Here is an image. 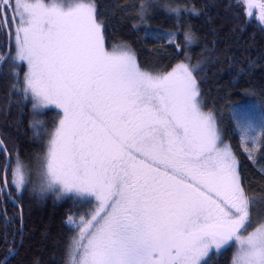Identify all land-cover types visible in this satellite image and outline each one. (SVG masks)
I'll use <instances>...</instances> for the list:
<instances>
[{
	"label": "snow or ice",
	"instance_id": "1",
	"mask_svg": "<svg viewBox=\"0 0 264 264\" xmlns=\"http://www.w3.org/2000/svg\"><path fill=\"white\" fill-rule=\"evenodd\" d=\"M244 3L249 17L253 7L260 9L264 25V0ZM145 9L141 3V20ZM170 10L179 17V8ZM9 12L12 59L27 64L22 88L17 80L13 90L31 98L34 114L50 105L63 113L38 160L40 191L98 201L90 219L75 224L69 218L79 234L66 264H207L211 250L219 254L231 242L237 245L232 264H264V222L242 234L251 226L254 201L215 117L202 111L199 65L181 62L153 75L141 70L127 45L107 51L88 0L72 7L59 0H0V27L9 26ZM176 39L170 34L169 43ZM6 60L0 56V66ZM233 120L245 150L259 143L264 151V110ZM0 152V195L11 199L12 189L19 195L30 182L29 169L18 152L12 166L2 140Z\"/></svg>",
	"mask_w": 264,
	"mask_h": 264
},
{
	"label": "trees",
	"instance_id": "2",
	"mask_svg": "<svg viewBox=\"0 0 264 264\" xmlns=\"http://www.w3.org/2000/svg\"><path fill=\"white\" fill-rule=\"evenodd\" d=\"M88 2L95 5L106 50L127 45L141 70L160 75L181 62L199 65L194 75L202 111L215 117L222 142L231 146L237 158L242 187L254 201L251 218L256 226L264 222V151H258L255 163L251 162L231 117L233 108L249 103L264 110V27L244 14L238 0ZM141 3L146 5L142 20L138 16ZM172 8L180 9L179 17ZM172 33L177 39L169 43ZM186 33L192 37L190 43L185 40ZM5 52L6 36L0 27V56ZM3 94L5 97L7 92ZM3 110L1 140L11 157L18 152L23 163L34 170L33 165L44 156L47 139L58 126V111L46 109L34 114L28 104L23 109L15 106L8 110L5 106ZM3 159L0 155V162ZM93 206L79 197L36 192L31 182L19 197L13 190L11 199L0 195V264H66L74 236L69 218L87 219ZM233 244L211 255L207 264H231ZM5 256H10L6 262Z\"/></svg>",
	"mask_w": 264,
	"mask_h": 264
},
{
	"label": "rangeland",
	"instance_id": "3",
	"mask_svg": "<svg viewBox=\"0 0 264 264\" xmlns=\"http://www.w3.org/2000/svg\"><path fill=\"white\" fill-rule=\"evenodd\" d=\"M44 2L47 3V4H52L54 2H57V0H44ZM59 2L62 5H64L65 7H72V6L75 5V3L81 2V0H59ZM238 5L243 10L244 14L249 18V16L246 14L248 9H247V5L244 3V0H238ZM251 11H252L251 17H254L255 20L257 22H259L258 21V17L260 15V9L258 7H253V9ZM8 17H9V26L8 27H9L10 34H11V52H10L11 55L9 56L6 64L2 68V72H0L1 73L0 74V109L1 110L4 109L3 113L5 112V106H7L8 110H9V107L12 108V107H15V106L18 107V108H22L23 109V108H25V106L27 104H28V106L30 108H33L32 107L31 98L25 99L22 90L19 91V92H16V91L13 90V84L16 83L17 80H19L21 88H22L23 80H24V74L27 71V64L24 63V62H19V61L14 62L13 59H12V57L15 56V50H16L15 25L11 23V19H12V13L11 12L8 13ZM0 18H1V16H0ZM262 26L264 27V25H262ZM2 29H3V27H2ZM3 32H4V29H3ZM109 52H111V51H109ZM4 92H7V95L5 97H4V94H3ZM46 109H56V111H58V113H59V121H60V119L63 116V113H62V111L60 109L56 108L54 105H50L47 108H44V109H41V110H46ZM260 112H261V109H260V107L258 105H256L255 103H249V104H246V105H243V106H239V107L233 108L232 113H231V117H232V120H233V115H236L237 118L240 119L243 122L246 119L258 117ZM205 113H207V112H205ZM233 125H234L236 133H237V135H238V137L240 139V142H241V145H242V149L245 151V153L247 154L248 157L251 154L252 158L251 159L249 158V159L251 160L252 163H255V157H256L258 149H259V143H257V145H255V146H253V145H251L249 143L247 145V147L250 149V153H249V151H246L245 150V146H244V144L241 141V138H240L239 132H238V130L236 128V124H235L234 120H233ZM51 134H50V137L47 139L48 143H49V141L51 139ZM48 143H47V146H46V151L44 153V156H45V154H46V152L48 150ZM223 144H226V143H223ZM223 144L221 146H223ZM1 155H3V154H1ZM15 155H16V153L12 154V166L15 165ZM33 166L35 167L34 170H32L33 167L32 168H28V169H29V174H30V182L34 185L35 191L39 192V193H53L54 195L58 196V193L55 192V191H46V192H41L40 191L41 181L37 178V175H36L37 165L34 164ZM10 179H11V176H10V171H9V180ZM12 190L14 191V194L17 197H19L22 194V192H21L19 195H17L15 189H12ZM59 196L60 197L61 196H74V197H77L76 195H74L72 193H65V194H62V195H59ZM88 199H89V201H91L94 204L93 211L87 217V219H90L92 213L95 210V208L98 206V201L95 199V197H89ZM74 221H75V224H79L80 219H76ZM70 226L74 230L73 238L74 237H78L79 228L75 227L74 224H70ZM255 226H256L255 225V220L253 218H251V226H249L247 231L243 232L242 234L246 236L248 233L254 231L255 228L258 225L256 227ZM73 238H72V240H73ZM72 240H71V242H72ZM227 247L228 246H226L223 250H221V252L224 251ZM236 248H237V245L234 243L233 244L232 258H233V254L236 251ZM211 255H218V254L213 249V250H211L210 256ZM231 264H232V259H231Z\"/></svg>",
	"mask_w": 264,
	"mask_h": 264
},
{
	"label": "water",
	"instance_id": "4",
	"mask_svg": "<svg viewBox=\"0 0 264 264\" xmlns=\"http://www.w3.org/2000/svg\"><path fill=\"white\" fill-rule=\"evenodd\" d=\"M2 15L3 14L0 13L1 18H2ZM3 29H4L5 36H6V52H5V55L4 56H7V60H8V58H9V55L8 54H9V52H11V34H10L9 27H3ZM7 60H6V62H7ZM6 62H4L3 65ZM3 65L0 66V72H1V69H2ZM0 140H1V136H0ZM1 154H3V152H0V155ZM3 156H4V154H3Z\"/></svg>",
	"mask_w": 264,
	"mask_h": 264
},
{
	"label": "bare ground",
	"instance_id": "5",
	"mask_svg": "<svg viewBox=\"0 0 264 264\" xmlns=\"http://www.w3.org/2000/svg\"><path fill=\"white\" fill-rule=\"evenodd\" d=\"M3 176H4V173H3ZM9 257H10V256H9ZM9 257H8V259H9ZM8 259H7V260H8ZM2 264H3V263H2Z\"/></svg>",
	"mask_w": 264,
	"mask_h": 264
},
{
	"label": "flooded vegetation",
	"instance_id": "6",
	"mask_svg": "<svg viewBox=\"0 0 264 264\" xmlns=\"http://www.w3.org/2000/svg\"><path fill=\"white\" fill-rule=\"evenodd\" d=\"M56 110V109H55Z\"/></svg>",
	"mask_w": 264,
	"mask_h": 264
}]
</instances>
